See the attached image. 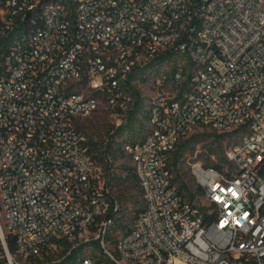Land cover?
<instances>
[{
    "label": "built area",
    "instance_id": "1",
    "mask_svg": "<svg viewBox=\"0 0 264 264\" xmlns=\"http://www.w3.org/2000/svg\"><path fill=\"white\" fill-rule=\"evenodd\" d=\"M169 52L192 64L190 92L153 95L145 139L123 146L143 209L112 248L116 165H97L82 123L107 113L115 135L136 110L132 77ZM198 129L238 143L224 172L189 163L195 205L171 158ZM0 194L13 264L63 240L100 242L115 264H264V0H0Z\"/></svg>",
    "mask_w": 264,
    "mask_h": 264
},
{
    "label": "trees",
    "instance_id": "2",
    "mask_svg": "<svg viewBox=\"0 0 264 264\" xmlns=\"http://www.w3.org/2000/svg\"><path fill=\"white\" fill-rule=\"evenodd\" d=\"M186 60L188 63V67L182 68V66L179 65L180 60ZM159 66H170L171 71L168 73L167 80L165 81V84H169L170 80L175 76V74L178 71H182L184 73L185 79L181 85H179L176 88L177 94H176V101L183 102L185 99V96L190 92V80H191V69L192 64L186 59V57L181 56L179 54H176L174 52H169L162 58L158 59L156 62L151 64L146 70L136 72L134 74V77H132L133 81H136L138 85L145 84L149 82L151 79L156 78V76L159 74L158 67ZM135 88V95H136V110L131 114L129 121L126 123V125L118 130L115 135H113V127L111 126L108 132V136L105 138L104 141H102V144H98L93 142L91 139H89V145H90V152L92 158L95 160L97 165L102 168L103 170L108 169V164L106 162V156L109 154L113 157L115 165H116V184L114 187V192L116 193V188L118 186L126 187L128 185L132 186L134 189L138 190L141 193L140 185L138 178L136 174L134 173L133 166L128 165H121L119 163V160L128 158L126 154L124 153L123 146L125 144H134L133 141L123 143L117 141L120 136H122V133L125 131H128L131 133V139H134L136 135H142V133L148 129L147 123L149 120V113L146 111V104L144 102V98L142 96V92L140 91L139 87ZM141 116V119L139 118ZM138 122L137 128H132L131 126L134 123ZM128 126V127H127ZM82 131L85 133V131L82 128ZM86 134V133H85ZM87 135V134H86ZM212 136V135H211ZM216 139V142L221 140L223 137H230L227 135L219 134V135H213ZM88 137V136H87ZM182 139L179 144L177 145L176 150L172 154L171 158V171L174 175V182L177 184L179 188V192L191 203L195 205H200L202 201V191L200 187L197 186L196 190H193L183 179L180 171H179V165L184 160L186 154L188 152H193L191 142L183 141ZM211 156H217L219 159L218 164L214 165L213 168L220 172H224L225 167L228 165V161L226 159V156H222L221 153L218 151H212ZM206 168H210L208 165H206ZM118 197V195H117ZM120 202L122 203V198H119ZM123 204V203H122ZM143 209V206L141 209H138L136 211V218L141 213ZM123 212V209H122ZM125 218L121 215L119 217H115L114 221V227L109 233V235L106 237V243L109 244L112 248L116 244V242L119 240L118 233L122 232L123 236H126L130 233L131 229L124 225ZM6 242L10 251L11 255L16 256L17 252V246L16 241L11 236H6ZM59 244V251L61 252V257L59 260H53L52 256L55 254H47L44 253L41 257L32 260V264H80V261L84 258V249L86 248V245H80L76 247V243L69 242V241H60ZM94 247L96 250H98L101 253L100 258L96 257L95 262L96 264H115L104 252L102 245L100 242L94 243ZM0 253L1 256H5L4 249L1 244L0 240ZM6 261V259H4Z\"/></svg>",
    "mask_w": 264,
    "mask_h": 264
},
{
    "label": "rangeland",
    "instance_id": "3",
    "mask_svg": "<svg viewBox=\"0 0 264 264\" xmlns=\"http://www.w3.org/2000/svg\"><path fill=\"white\" fill-rule=\"evenodd\" d=\"M179 65L184 67H188V63L186 60L182 59L179 62ZM169 71H171L170 66L164 67L156 78L151 79L149 82L139 85V89L142 92V96L144 98V102L146 104L147 111V102L150 98L158 92H165L169 95L175 96L177 94L176 89L170 85L165 84V77H167ZM141 119V116H139ZM112 126V121L107 113L101 112L90 120L84 121L82 123V128L87 134L88 138L93 142L102 144V141L108 136V132L110 127ZM128 127V126H127ZM133 129L138 127V122L134 123L131 126ZM148 133V129H146L142 135H136L134 139H131V133L125 131L122 133V136L118 138L117 141L124 144L127 142L134 143L138 141H142L145 139ZM212 135V136H211ZM213 135H219V133H215L212 131H203L201 129L196 130L190 137L184 139L183 141H190L193 152H188L184 158V160L179 165V171L184 179V181L193 189H197V184L189 171V163L198 162L207 167L213 168L214 165L218 164L219 159L217 156H211L212 151H218L224 156L226 152L235 146L238 143L237 139L230 137H223L221 140L216 142V139ZM121 165L132 166V161L130 158H125L119 160ZM116 195L119 198H122L123 203V212L121 216L125 218L124 225L128 226L130 229L134 226L136 220V211L141 209L143 206L141 193L134 189L132 186L128 185L126 187L118 186L116 188ZM202 203V201H201ZM2 212V197L0 194V213ZM1 217V216H0ZM123 236L122 232L118 233L119 239ZM2 244V243H1ZM95 246L94 244L92 245ZM61 252L59 251L56 255L52 256L53 260H59L61 257ZM14 258L15 256L12 255ZM101 253L95 249H91L86 247L84 249V258H91L95 260L96 257L100 258ZM4 260V257L1 256L0 253V264H7Z\"/></svg>",
    "mask_w": 264,
    "mask_h": 264
},
{
    "label": "water",
    "instance_id": "4",
    "mask_svg": "<svg viewBox=\"0 0 264 264\" xmlns=\"http://www.w3.org/2000/svg\"><path fill=\"white\" fill-rule=\"evenodd\" d=\"M0 240L1 242L3 243V246H4V249L6 250V252L8 254H10V251H9V248H8V245H7V242H6V238H5V234H4V231L0 225ZM7 264H13L12 261H8Z\"/></svg>",
    "mask_w": 264,
    "mask_h": 264
}]
</instances>
